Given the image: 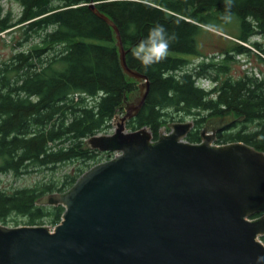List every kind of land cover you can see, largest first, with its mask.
Wrapping results in <instances>:
<instances>
[{"label":"trees","instance_id":"obj_1","mask_svg":"<svg viewBox=\"0 0 264 264\" xmlns=\"http://www.w3.org/2000/svg\"><path fill=\"white\" fill-rule=\"evenodd\" d=\"M16 1L18 17L0 13V32L18 26L24 39L38 41L0 63V172L79 163L60 183L0 189V223L11 212L20 214L25 225L58 223L64 207L38 204V199L66 190L93 165L99 153L85 140L109 129L114 115L123 111L124 99L137 92L138 82L120 65L112 27L89 8L90 2L117 26L127 66L149 82L143 107L127 128L146 126L157 138L165 123L189 116L193 127L186 140L199 142L207 119L228 116L216 142L241 141L264 152V68L229 73V62L249 51L250 38L264 34V0H231L230 6L227 0ZM156 24L175 38L165 58L145 69L131 49ZM230 24L236 33L224 31ZM206 27L233 37L218 60L200 50L198 36ZM252 45L264 62V47ZM188 56L201 60L190 64ZM199 78L209 79L213 87L198 86Z\"/></svg>","mask_w":264,"mask_h":264},{"label":"water","instance_id":"obj_2","mask_svg":"<svg viewBox=\"0 0 264 264\" xmlns=\"http://www.w3.org/2000/svg\"><path fill=\"white\" fill-rule=\"evenodd\" d=\"M89 8L112 27L122 70L138 82L114 130L85 140L117 154L38 199L64 207L52 229L0 223V264H264V152L215 143L228 116L207 119L199 142L186 140L192 121L167 122L157 138L146 126L128 130L149 82L127 66L113 21Z\"/></svg>","mask_w":264,"mask_h":264},{"label":"rangeland","instance_id":"obj_3","mask_svg":"<svg viewBox=\"0 0 264 264\" xmlns=\"http://www.w3.org/2000/svg\"><path fill=\"white\" fill-rule=\"evenodd\" d=\"M6 12H10V15L7 16L8 19H15L18 17L20 12V5L16 0H0V13L2 16H6ZM231 25V24H230ZM228 27V26H227ZM226 27V28H227ZM226 33L233 34L237 32L236 25H231L224 30ZM223 33L213 28L206 27V30L202 31L198 36V42L200 50L203 54H207L208 56H213L214 59L218 60L221 58L220 54L225 47V44L230 41L233 37L229 34ZM38 41L37 37L29 36L27 39H24L22 34L21 27H14L8 31L0 32V63L3 61H7L11 54L19 51L21 49H27L32 44ZM252 42H258L262 47H264V34L262 35H253L250 38V42L246 43L249 51L245 52L243 55H236L235 60L229 62L230 70L229 73L232 75H237L241 70L248 69L251 71H255L259 73L260 69L264 68V62L260 60L258 57V50L252 45ZM245 44V43H244ZM227 46V45H226ZM191 63H197L201 60V57H193L188 56ZM189 64V65H190ZM207 80L201 81L202 86H207ZM137 94V92H136ZM133 94L130 97H134ZM130 97L127 99L130 101ZM124 108V107H123ZM124 111L120 113L122 115ZM173 121H193L192 117L184 116L182 120H178L176 117ZM113 119L111 120V126L106 131H102L100 133H111L114 130V125L112 124ZM168 122H172L168 121ZM206 122V121H205ZM227 126V125H226ZM225 126V127H226ZM202 126L200 128H203ZM128 130H131L128 128ZM166 131L168 129H165ZM226 130V129H225ZM211 130H208V133H211ZM99 154L96 156V159L91 163L94 165L98 162H102L107 159V156L104 152H98ZM79 163L78 160L69 161L65 163H60L54 167L50 168H34L31 171L19 174H13L10 172H0V189H4L6 191H10L15 188L33 186L34 184H38L45 181H54L60 183V180L64 176V174L73 171V168ZM49 206V205H45ZM18 223L19 225H25L23 222V218L20 214L16 212H11L5 221V225L7 226H15ZM42 225L50 226V229L53 228L55 224L50 222H45ZM17 226V225H16Z\"/></svg>","mask_w":264,"mask_h":264},{"label":"clouds","instance_id":"obj_4","mask_svg":"<svg viewBox=\"0 0 264 264\" xmlns=\"http://www.w3.org/2000/svg\"><path fill=\"white\" fill-rule=\"evenodd\" d=\"M227 2L230 6L231 0ZM224 19L227 21L229 17L225 16ZM174 38V34L169 33L163 25L156 24L149 28L147 34L133 46L131 54L147 69L165 58L169 44ZM257 259L264 260V255Z\"/></svg>","mask_w":264,"mask_h":264},{"label":"flooded vegetation","instance_id":"obj_5","mask_svg":"<svg viewBox=\"0 0 264 264\" xmlns=\"http://www.w3.org/2000/svg\"><path fill=\"white\" fill-rule=\"evenodd\" d=\"M193 127V126H192ZM215 127H211V130L214 129ZM219 132H221V130L216 131V136L219 134Z\"/></svg>","mask_w":264,"mask_h":264},{"label":"bare ground","instance_id":"obj_6","mask_svg":"<svg viewBox=\"0 0 264 264\" xmlns=\"http://www.w3.org/2000/svg\"><path fill=\"white\" fill-rule=\"evenodd\" d=\"M13 226V225H12Z\"/></svg>","mask_w":264,"mask_h":264}]
</instances>
